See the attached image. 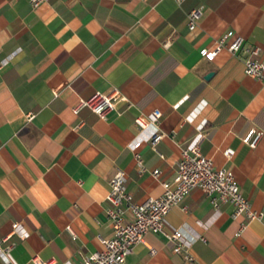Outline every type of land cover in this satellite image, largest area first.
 Masks as SVG:
<instances>
[{
	"label": "crops",
	"instance_id": "obj_1",
	"mask_svg": "<svg viewBox=\"0 0 264 264\" xmlns=\"http://www.w3.org/2000/svg\"><path fill=\"white\" fill-rule=\"evenodd\" d=\"M201 5L190 29L187 14ZM229 30L264 60V0H48L37 8L0 0V248H9L0 264H81L113 234L112 175L126 172L137 201L159 196L182 149L198 143L234 171L263 216L234 219L230 203L214 207L194 187L164 227L182 231L195 259L149 232L125 264H264V80L245 73L242 52L223 49L212 60L200 52ZM114 88L127 100L105 117L74 110L80 98ZM156 108L165 135L139 148L141 172L130 147L135 118ZM251 127L262 131L255 147L242 139Z\"/></svg>",
	"mask_w": 264,
	"mask_h": 264
},
{
	"label": "built area",
	"instance_id": "obj_2",
	"mask_svg": "<svg viewBox=\"0 0 264 264\" xmlns=\"http://www.w3.org/2000/svg\"><path fill=\"white\" fill-rule=\"evenodd\" d=\"M34 8L39 7L48 0H29ZM182 1V0H179ZM203 14V6L191 9L188 16L190 29L197 26L198 20ZM223 49H228L232 53H244V71L246 74L260 80H264V60L258 56L259 46L246 44L245 37L229 30L221 37L217 38L212 46L201 48V54L212 60ZM127 100L119 88H114L109 93L95 92L87 98H80L74 106V110L79 112L83 107L90 108L100 117L115 108L117 102ZM162 111L158 108L148 113L140 112L135 123L139 128V133L131 141L130 147L135 152V157L140 171L146 170L139 148L144 142H149L156 148L158 142L165 133L159 128ZM150 125L155 128L148 136L141 131ZM262 135V131L256 127H251L242 137L243 141L255 147ZM224 153L230 157L234 149L227 148ZM162 156L163 154L160 153ZM161 170L155 168L153 174L158 176ZM164 191L159 196H149L143 201H137L127 184L126 172L118 169L109 179V192L106 196L108 201L107 217L110 221L113 234L110 237H101L103 247L88 255H84L81 264H125L126 257L133 251L134 246L144 241V237L149 232L161 233L169 241L174 243L173 250L177 254H182L186 261H193L194 255L189 251L190 242L184 240V235L180 229L173 232L165 230L166 215L174 205L184 201L186 196L194 187L202 188L214 207H219L221 203L232 205L231 216L234 219L245 217L248 220L258 219L263 216V211L253 208L251 201L244 195L240 184L236 180L234 171L228 167H218L211 157L206 156L200 144L182 149L181 157L177 162V173L172 180L162 181ZM187 209V205H183ZM247 222H241L240 232L246 227ZM14 230H20V224H13ZM25 236V232H21ZM9 248H0V256L8 261ZM151 252H155L152 247ZM37 264H53L54 260H42L36 257Z\"/></svg>",
	"mask_w": 264,
	"mask_h": 264
}]
</instances>
